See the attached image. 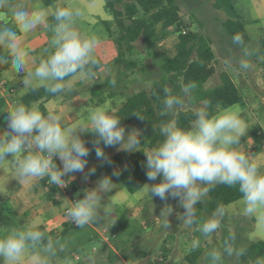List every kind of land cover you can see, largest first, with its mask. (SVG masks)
I'll return each mask as SVG.
<instances>
[{"label": "clouds", "instance_id": "obj_1", "mask_svg": "<svg viewBox=\"0 0 264 264\" xmlns=\"http://www.w3.org/2000/svg\"><path fill=\"white\" fill-rule=\"evenodd\" d=\"M54 6L58 14L47 31L50 46L42 52L40 64L29 67L25 53L20 50L17 30L24 35L36 34L42 31L43 20L37 13L30 12L23 2L13 7L12 0H0V49L5 50V54L0 55V65H10L19 76L34 73L21 88L24 95H31L33 88L52 95L71 93L76 90V80L96 76L99 40L95 35L81 34L76 28L77 21L84 15L83 10L69 5L67 0H54ZM233 44L241 48L237 61L239 69H252L251 57L258 49L245 45L240 34L233 37ZM227 66L232 67L231 60ZM110 83L115 87L114 77ZM197 87L196 82H189L181 86L180 95H175L165 86L160 115L168 116L182 109L186 98L192 99ZM208 108L207 103L194 107L196 118L190 129L178 127L175 121L160 124L162 142L142 152L146 157L147 179H162L158 183L145 184L146 191L151 198L162 201L169 197L177 199L178 206L183 209L182 214H177L178 219L188 227L198 225L197 231L207 238L220 229L226 209L218 205L212 215L201 222L197 219V205L203 203L217 185L238 186L242 194V214L255 218L264 226V164L237 150L241 138L246 135L239 110L218 106L216 114L210 115ZM134 115L141 121L145 119L139 113ZM4 123L6 131L0 136V170L9 171L18 187L47 178L50 184L64 188L67 186L64 177L69 173H83L90 154L81 139L83 133L95 137V153L102 161H109V158L101 143L105 147L119 146L118 151H141V133L133 129L126 135L121 119L103 107L91 110L86 121L67 128L61 127V117L51 111L47 116L26 111L11 113ZM57 157L62 168L57 167ZM94 172L95 168L91 169L85 179ZM113 185L111 178L105 176L96 188L86 190L82 199L66 207V216L80 229L103 219L102 213L106 210L100 193L110 192ZM173 211V207L165 203L159 215L163 218V228L170 229L169 216ZM236 241V234L229 233L222 250L214 248L208 252L211 264H225V257L239 260L245 256L247 249L237 246ZM199 247L200 241L194 240L188 251H196ZM58 250L64 251V244L59 239L54 241L33 222L24 229H12L7 234L0 244V264H24L29 252L33 253L31 264H50V258L55 257ZM254 264H264V258H258Z\"/></svg>", "mask_w": 264, "mask_h": 264}, {"label": "rangeland", "instance_id": "obj_2", "mask_svg": "<svg viewBox=\"0 0 264 264\" xmlns=\"http://www.w3.org/2000/svg\"><path fill=\"white\" fill-rule=\"evenodd\" d=\"M175 1L185 23L183 28L185 31L182 33L193 31L200 35L208 36L212 40V48L215 52V59L212 64L214 65L215 73L205 83V87L210 88L220 84L221 72L229 73L239 86L242 100L229 107L239 110L240 118L246 127V135L241 138V143L237 146V150H250L252 155L255 156L253 151L258 149V147L255 146L251 130L255 126H260L261 130L264 131V59H261V57H264V46H262L264 42V17L260 23L247 25L250 40L244 44L253 49L259 48L261 52L251 57L252 69L244 71L239 69L237 63L241 55V48L233 44V40L227 36L223 26L224 20L227 19L226 12L215 8L214 0ZM67 3L83 10V17L77 21V30L83 35H95L99 40L96 57L104 61V66L99 71L101 79L99 83L94 84L93 89L99 97L105 96L108 98L109 92L112 91L115 95L111 97V100L118 104L125 97L139 90L148 89L155 80L161 77L163 59L172 57L176 53L178 33L173 32L172 29L161 31L158 40L153 39L154 45L150 49L147 48V44L142 39L135 40L130 45H127L126 42L117 40L119 30L113 21L112 15L105 9V0H67ZM250 4V0H235V6L242 12L244 19L245 16H252ZM117 6L119 8L122 7L121 4H117ZM27 9L31 11L29 8ZM55 11L57 9L52 3L49 6H43L38 15L42 17ZM105 22L108 23V28ZM46 36L48 37V35ZM229 60L232 61V67L227 66ZM113 77L119 80V84L115 87L110 83ZM200 105H203V103L190 104L186 98L182 109H194V107ZM110 107L109 104L106 110H109ZM30 112H33V110ZM34 112L36 114L42 113L40 109H36ZM77 112L81 113L80 110H77ZM176 112L168 115L167 122L174 121ZM11 113L14 112H5L3 117L4 125H1L0 128H6L4 121ZM133 129L139 131L134 124L126 125V135L127 132ZM140 143L141 148L146 146L144 141H140ZM114 148L109 147L105 151L107 157L114 153ZM261 151L264 153L263 150ZM121 153L126 154L129 152L121 151ZM9 178H11L10 182H8ZM161 179L162 177H158L156 181H149L146 184L158 183ZM31 182L33 183L29 185V189L25 194L22 193L18 200L15 198L10 200V194L16 191L18 187L9 171L0 170V243L4 241L8 234L4 226L22 225V218L13 211L15 209L14 205L21 211L35 207L44 212L42 217L47 218L49 222L52 220L51 217L54 216V213H50V209L52 204H56L55 201L52 200L54 203L47 201V191L41 187L42 185L39 187L37 180L29 181L28 183ZM112 183L114 185L109 192V194L111 193L110 196L105 198L104 195H101V203L106 210L102 213L103 219L95 222L94 225L99 227L104 236L108 237V241H106L109 244L108 249H111L110 246L112 248L114 246L116 251L111 250L115 252L114 254L118 252L122 258L132 257L133 251L129 249V246H131L136 255L138 252H146V255L152 258L149 264H211L207 253L214 248L222 250L224 241L229 233L234 232L236 234L237 246L247 247L264 240V226L259 225L255 218H248L242 214V198L224 207L226 214L222 219L220 229L212 236L205 238L197 231L198 225L188 227L178 219L177 214H182L183 209L178 206L179 201L177 199L169 197L167 201H162L156 197L151 198L146 191V186H143L136 193L130 194L125 190L119 179L112 181ZM204 202L198 204L196 208L197 219L201 222L203 221V218H200L201 213L205 214V220L214 212H206L204 208V210L198 209L204 205ZM127 203H132V206L136 203L135 210L132 206L129 208ZM165 203L171 205L174 209L169 216L170 229L162 227L163 218L159 217ZM117 219H122V222H117ZM19 228L24 229L22 226ZM71 228L67 235L68 237L64 235L62 239L67 240L65 247L68 251H76L75 254L79 255V259L75 255H71L78 264L85 257L83 254L85 248L81 239L83 240L87 237L84 234L88 231L86 228L80 229L75 226ZM75 233L79 237L74 236V241L72 242L69 238L71 234L74 235ZM113 235L115 236L113 237ZM122 240H126L124 245L121 243L117 244ZM194 240L200 241V247L196 251L189 252L188 248ZM95 243L101 244V242L97 241ZM93 244L87 243L90 247ZM163 246L171 249L165 251V253H168L167 258H162L164 252L161 249ZM83 248L84 250H82ZM187 257H189L188 260L186 259ZM51 258L50 264H52ZM102 263L104 264V262ZM24 264H31V261H24ZM225 264L239 263L235 258L229 259L225 257Z\"/></svg>", "mask_w": 264, "mask_h": 264}, {"label": "trees", "instance_id": "obj_3", "mask_svg": "<svg viewBox=\"0 0 264 264\" xmlns=\"http://www.w3.org/2000/svg\"><path fill=\"white\" fill-rule=\"evenodd\" d=\"M14 2L15 0H12V5ZM43 2L49 5L54 3V0H43ZM117 4H121L122 7L119 8ZM214 7L225 11L227 14V19L223 22L227 36L233 40L235 35L240 34L243 36L244 43H248L250 38L244 16L235 6V0H214ZM105 9L112 15L113 21L119 30L117 40L126 42L127 45H130L135 40L142 39L147 44V48L150 49L154 45L153 39L158 40L161 31L172 29L173 32L178 33L176 53L172 57L163 59L161 77L155 80L148 89L139 90L125 97L123 102L111 112L121 119V124L124 128L128 124L136 125L141 133L140 141H144L146 146L141 148V151L126 154L117 152L109 156L110 162L101 161L98 164V171L105 173L114 168L125 167L119 179L125 190L130 194H134L149 182L146 177V157L142 151H148L147 149L150 150L156 147L163 140L159 127L161 123L167 122L168 119V116L160 115L163 109V88L165 86L169 87L173 94L180 95L182 85L196 82L198 87L192 94L193 98L188 100L190 104L207 103L210 115L216 114L218 106L220 108H229L239 103L242 100V96L239 86L227 72L220 73V84L210 88L205 87V83L215 73V68L212 64L215 59L212 40L208 36L200 35L193 31L182 33L185 31L183 29L185 23L175 0H105ZM56 14H58V10L46 19L49 27ZM105 25L108 28L107 22H105ZM262 46H264V42ZM96 58L99 61V67L95 69L97 74L104 66V61L99 57ZM120 61L122 60L120 59ZM95 79L98 80L97 77ZM115 80L116 85H118L119 80L116 78ZM114 95L115 93L110 91L108 97H113ZM54 96L42 89L33 88L31 95L23 94L16 98L13 106L14 112H29L34 102L42 99L47 100ZM5 107L6 100L0 97V116ZM136 113L143 115L145 119L141 121L134 115ZM195 118L193 109H178L175 113L174 121L178 127L187 130L190 129L191 123ZM251 136L255 146L258 147L255 151H264V131L261 130L260 126H255L251 130ZM94 139L95 137L91 133L87 134L85 144L90 154L86 158V163L97 159L93 145ZM101 147L104 148V152L109 148L105 147L103 143H101ZM241 152L250 156L248 150H242ZM41 183L47 188L48 199L56 201L54 199L55 188L48 186L44 179L41 180ZM72 184L76 188L74 181H72ZM79 195L83 198L82 193H79ZM240 198H242V194L239 192L238 186L217 185L208 193L204 205L198 209L213 212L218 205L225 207ZM56 202L58 204L62 203L61 201ZM200 218L204 220L205 214L201 213ZM66 226L68 231L69 227L76 225L68 222ZM38 227L40 231L45 232L43 226ZM45 233L50 236L53 234L52 232ZM91 233H87V236L91 241H94V234L93 232ZM63 236L64 234L59 235L58 238ZM245 248L247 249V254L239 258V264H254L258 258H264V240H260ZM186 259L188 260L189 257ZM78 264L90 263L79 261Z\"/></svg>", "mask_w": 264, "mask_h": 264}, {"label": "crops", "instance_id": "obj_4", "mask_svg": "<svg viewBox=\"0 0 264 264\" xmlns=\"http://www.w3.org/2000/svg\"><path fill=\"white\" fill-rule=\"evenodd\" d=\"M23 2L25 4V6L27 8H29L31 11L30 12H35L37 14L40 13L41 9L43 6H49L44 4L43 0H15V2L13 3V7L17 6L19 3ZM250 10L252 13V16H245V23H246V27L247 25H249L250 23H260L262 21V18L264 17V0H250ZM54 13V12H53ZM53 13L49 14V15H44L42 17H40L43 20V24H42V31L33 34V35H24L23 33H20L17 30V37H18V41L20 43V50L22 52L25 53L26 55V62L28 64L29 67L34 66V65H39L40 64V56L42 54V52L46 51L47 48L50 46V38L47 37V31L50 30L49 26L47 25L46 19L52 15ZM11 19V17H10ZM10 27H13V25H9ZM48 38V39H47ZM250 38V36H249ZM259 38V37H258ZM250 40V39H249ZM262 42V41H261ZM260 49L258 48V53H260ZM5 54V50L4 49H0V55ZM32 75H34V73L32 72H26L24 76H19L16 75L12 70L10 65H0V81H6L7 84H11L14 87V91L13 92H6L4 93L3 98L6 100V107L4 108V111L6 113H9L10 111L14 112L13 106L15 103V100L17 97L23 95L21 93V88L24 86V83L26 80H28ZM98 78V80H96L95 78ZM94 79H85V80H76L74 83V87H75V91L71 92V93H60V94H56L54 97L47 99V100H39L36 101L32 104L30 111L33 110V112L36 109H40L43 116H47L48 113L51 111L57 115H59L61 117V127L63 128H67V127H71L73 124H77L83 121H86L88 118V114L91 110L97 108V107H103L106 109V107H108V105L110 104V108H109V112L114 111L123 101L119 102L118 104L113 102V100H111V97H105V96H101L99 97V95H97V93H95L94 89V84L95 83H99L101 76L99 74V72L96 74ZM87 88V89H85ZM109 103V104H108ZM117 105V106H116ZM116 106V107H115ZM115 107V108H114ZM77 110H80L81 113L77 112ZM29 111V112H30ZM5 112L1 114L0 116V126L4 125L3 124V117L5 115ZM15 113V112H14ZM136 126V125H135ZM0 128V136H2V133H4V131H6V128L2 129ZM139 129V128H138ZM88 133H83L81 134V139L85 142L86 136ZM119 147V146H118ZM118 147L114 148V153H121V151H118ZM255 153V156L252 155V152L250 150H248V153L250 154L251 158H254L255 160H257L258 162H260L261 164H264V153L261 151H253ZM111 154V155H113ZM109 155V156H111ZM108 156V157H109ZM56 162H57V166L59 168H62V162L59 160V158H55ZM102 160L100 159H95L92 160L88 163H86V167L84 169L83 173L80 172H74V173H69L68 176H66L67 178H69L70 180L74 181L76 183V192L77 193H82L84 196V193L86 190L89 189H94L98 186V182L104 178L105 176L110 177L111 181H116L119 179L120 174L125 170V167L123 168H114L108 172L105 173H100L98 171V164L101 162ZM95 168V172L94 174L88 175L87 179H85V174L89 173L91 169ZM262 171H264V169H262ZM114 172H118L119 175H113ZM10 182L11 178L8 179ZM41 180H37L38 181V185L39 187H43L46 191L47 188L44 187V185L41 183ZM120 180V179H119ZM33 182L31 183H25V185L23 187H18V189L16 191H13V193L10 194L9 199H19V196L22 195V193H26L29 189V185H31ZM11 184V183H10ZM37 186V184H36ZM35 186V187H36ZM112 193L114 194V192L112 191ZM111 194V193H110ZM109 192H102L100 193V195H104V197L106 198V196H110ZM54 199L56 201H59L54 193ZM52 201L50 199L47 198V201ZM55 201L56 204H52L51 209H50V213H54V216H52V220H50V222L48 221L47 218L42 217L43 215V211H41L40 209H37L35 207H31L30 210H23L21 211L20 209L17 208V206L14 207L15 209H13V211L15 212V214L19 217L22 218V225L20 226H13V225H7L4 226L5 231L6 232H10L12 229H20L19 227L22 226V228H26L27 226H29L30 224H32L33 222H36L38 224V226H43L45 228V232H52L53 234L51 235L52 239L55 241L57 239H59L64 246H66L67 244V240H63V237H59V235H68L69 231L72 229L71 227H69V230L67 231V224H68V220H66L65 216L63 215V207L64 204L63 203H57ZM53 202V201H52ZM54 203V202H53ZM127 205L129 206V208L132 206V203H127ZM135 205L132 206V208L135 210ZM58 208V209H57ZM54 218V219H53ZM117 222H122V219H117ZM26 226V227H25ZM77 227V226H75ZM196 227V226H195ZM194 227V228H195ZM84 228L87 229V233H91L93 232L94 234V241L90 240L87 236V233L84 234L87 237L84 238L83 240L81 239L84 248H85V252L83 253L85 257H83L84 260L82 261H86L90 264H103L102 262H104V264H149L150 261H152L151 257H148L146 255V252L142 251V252H138V254L136 255L135 251L133 248H131V246H129V249H131L133 251L132 257H124L122 258L120 256V254L118 252H116V254H114L116 251L114 249V246L112 248V246H110L111 249H108V242L104 241L103 238L100 236L101 231L99 229V227H97L94 224H89L87 226H85ZM92 234V233H91ZM90 234V235H91ZM89 235V236H90ZM74 236H76L77 238L79 237V235H76V233L73 235H70L69 240L70 241H74ZM68 237V236H67ZM5 239V238H4ZM76 240V238H75ZM101 242L100 245L96 244L95 242ZM94 243L91 247L87 245V243ZM126 242V240H122L119 241L117 244L121 243L122 245H124V243ZM3 243V242H2ZM0 243V244H2ZM87 247V249H86ZM83 248V250H84ZM164 254L162 256V258L166 257L167 258V254L165 253V251H169L171 249L167 248V247H162L161 249ZM112 251V252H111ZM76 251H71L68 249H66L64 251H57V254L55 257L51 258V262L52 264H77L73 258H72V254L75 255V257L77 259H79V255L75 254ZM161 253V252H160ZM33 255V253L29 252L26 254L25 257V262L31 261V256ZM169 262V259H168Z\"/></svg>", "mask_w": 264, "mask_h": 264}, {"label": "built area", "instance_id": "obj_5", "mask_svg": "<svg viewBox=\"0 0 264 264\" xmlns=\"http://www.w3.org/2000/svg\"><path fill=\"white\" fill-rule=\"evenodd\" d=\"M13 91H14L13 85L7 84V82L4 81V80L0 81V97H3L4 93H6V92H13ZM55 162H56V159H55ZM56 164H57V162H56ZM64 179H65V183H66L67 186L64 187V188H60V187H58V186H56L54 184H50L48 182V179L44 178V180H45V182H46V184L48 186H51V187L55 188V196H56V198L64 204L63 215L65 216L66 220L71 222L69 220V218L66 216V207L68 205H70L72 202H75L76 200L82 199V198L80 197L79 193L76 192V189H75V187L72 184V180H70L67 177H64ZM100 236L103 238L104 241H108V237L104 236L103 234H100ZM114 236L115 235H113V237Z\"/></svg>", "mask_w": 264, "mask_h": 264}]
</instances>
